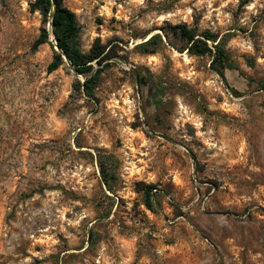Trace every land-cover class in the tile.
<instances>
[{
	"label": "rangeland",
	"instance_id": "1",
	"mask_svg": "<svg viewBox=\"0 0 264 264\" xmlns=\"http://www.w3.org/2000/svg\"><path fill=\"white\" fill-rule=\"evenodd\" d=\"M35 1L0 0V264H264V0H63L110 55L91 95Z\"/></svg>",
	"mask_w": 264,
	"mask_h": 264
},
{
	"label": "trees",
	"instance_id": "2",
	"mask_svg": "<svg viewBox=\"0 0 264 264\" xmlns=\"http://www.w3.org/2000/svg\"><path fill=\"white\" fill-rule=\"evenodd\" d=\"M33 10H39L43 16L44 21L47 22L51 17L52 32L55 35L57 44L61 47L62 51L55 50L54 59L48 66V71H56L63 63V52H66L72 63L75 65V69L82 74H88L85 82L81 85L88 95L92 94L93 87L98 83L101 74L106 69L108 63L106 62L110 55L105 54L103 47L97 44L89 54H82L76 48V40L80 33V26L78 24L76 15L68 7L63 4V0H36L32 5ZM165 36L168 39L170 34L186 42L188 50L194 54H206L212 52L209 46V40L216 38L215 35L205 32L202 35H198L195 29L189 28L187 24H179L172 26L170 31H165ZM50 33L46 28L43 29L42 34L34 43V49H38L42 44L49 41ZM159 41H162L160 34L154 35L141 44V48L147 53H155L156 48H150L151 45H156ZM217 52L214 56L212 65L213 68L223 73V69L226 66V53L225 51L216 46ZM96 61L99 65L95 69L91 62ZM106 62V63H105ZM142 88L146 89V93L142 91V94L146 97L147 101L152 104L155 99L160 97L163 93V88L154 84L152 80H141ZM146 188V189H145ZM146 204L150 209H153L152 198L155 195L156 187L154 185L146 186Z\"/></svg>",
	"mask_w": 264,
	"mask_h": 264
},
{
	"label": "water",
	"instance_id": "3",
	"mask_svg": "<svg viewBox=\"0 0 264 264\" xmlns=\"http://www.w3.org/2000/svg\"><path fill=\"white\" fill-rule=\"evenodd\" d=\"M56 50H57V51H62L61 47L57 44V42H56ZM63 57H64L65 61H66L69 65H71L72 67H74V64L72 63V61H71L69 55H68L66 52H63ZM132 70L135 72V74H136V76H137V81H138V86H139L140 79H139V77H138V76H139V75H138V71H137V69H136L135 67H133Z\"/></svg>",
	"mask_w": 264,
	"mask_h": 264
}]
</instances>
